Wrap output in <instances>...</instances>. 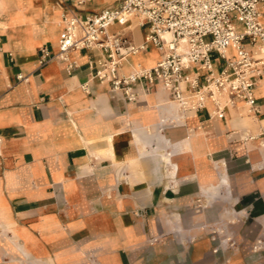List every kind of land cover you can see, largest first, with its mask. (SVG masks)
Masks as SVG:
<instances>
[{
	"label": "crops",
	"instance_id": "obj_1",
	"mask_svg": "<svg viewBox=\"0 0 264 264\" xmlns=\"http://www.w3.org/2000/svg\"><path fill=\"white\" fill-rule=\"evenodd\" d=\"M76 2L0 0V264H210L225 225L253 243L264 227V51L257 114L242 101L223 118L210 102L181 111L161 85H138L128 102L93 77L99 50L71 51L70 73L39 64L41 48L58 52L67 5L98 13L116 0ZM123 32L138 45L148 29L132 18ZM162 53L149 43L118 72Z\"/></svg>",
	"mask_w": 264,
	"mask_h": 264
},
{
	"label": "built area",
	"instance_id": "obj_2",
	"mask_svg": "<svg viewBox=\"0 0 264 264\" xmlns=\"http://www.w3.org/2000/svg\"><path fill=\"white\" fill-rule=\"evenodd\" d=\"M261 5L264 0H116L114 6L88 14L67 5L58 52L41 48L38 61L40 65L64 61L70 73L71 51L96 49L103 56L93 77L108 83L113 93L128 102L136 99L138 85L147 91L161 85L181 111H202L210 102V115L223 118L228 107L242 101L250 113L257 114L254 78L261 75L263 62L254 54L264 51ZM132 18L148 29L138 45L123 32ZM114 24L122 29L110 32ZM237 24L242 25L241 31ZM149 43L163 48L157 64L119 74L125 58L146 50ZM229 48L235 55H227ZM193 68L199 72L190 74ZM81 87L89 91L87 82Z\"/></svg>",
	"mask_w": 264,
	"mask_h": 264
},
{
	"label": "rangeland",
	"instance_id": "obj_3",
	"mask_svg": "<svg viewBox=\"0 0 264 264\" xmlns=\"http://www.w3.org/2000/svg\"><path fill=\"white\" fill-rule=\"evenodd\" d=\"M117 29L118 26H114L110 31ZM259 233L252 243L251 232L244 231V239L238 241L230 225L213 229L210 264H264V227Z\"/></svg>",
	"mask_w": 264,
	"mask_h": 264
}]
</instances>
